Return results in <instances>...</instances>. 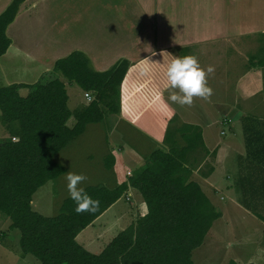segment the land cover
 Here are the masks:
<instances>
[{
    "label": "crops",
    "instance_id": "obj_1",
    "mask_svg": "<svg viewBox=\"0 0 264 264\" xmlns=\"http://www.w3.org/2000/svg\"><path fill=\"white\" fill-rule=\"evenodd\" d=\"M36 1L23 0L5 28L10 43L0 55L4 85L42 80L54 60L72 50L84 53L96 71L126 59L118 110L108 113L121 153L113 163L123 168L121 175L143 166L149 154L140 156V143L150 145L151 152L181 147L186 137L193 138L185 157L190 179L219 212L214 221L229 212L234 224L220 264H264V66H253L251 54L247 64L244 53L254 34H264V0H252L257 5L250 10L247 0H119L108 6L113 12L105 10L100 24L90 18V26L71 25L76 16L66 10L51 16L37 12ZM9 2L0 0V12ZM63 83L65 92L76 89ZM80 91L85 100L91 96ZM78 104L74 109L85 103ZM134 137L138 144L127 141ZM124 180L120 176L117 182ZM131 191L124 192L126 199ZM214 221L198 246L203 264L216 259L204 257L207 247L214 250ZM238 229L251 238L237 236ZM16 248L8 250L14 261Z\"/></svg>",
    "mask_w": 264,
    "mask_h": 264
},
{
    "label": "trees",
    "instance_id": "obj_2",
    "mask_svg": "<svg viewBox=\"0 0 264 264\" xmlns=\"http://www.w3.org/2000/svg\"><path fill=\"white\" fill-rule=\"evenodd\" d=\"M22 1L10 0L0 12V55L10 43L5 28ZM262 48L253 66H264ZM128 65L120 58L106 70L96 71L79 50L54 60L51 74L58 73L91 94L90 101L73 111L66 105L64 83L53 74L32 84L0 85V121L10 132L0 139V216L18 231L20 252L33 256L38 264H194L192 250L219 216L190 179L192 170L185 157L193 145L191 137L181 147L152 150L143 166L134 168L113 188L87 186L63 199L53 216L32 210L34 191L63 172L53 155L80 134L85 124L117 112L119 84ZM21 88L28 89L24 95L19 93ZM72 114L74 123L68 127L66 120ZM128 187L143 200L144 214L113 236L99 253L85 250L75 241L77 233Z\"/></svg>",
    "mask_w": 264,
    "mask_h": 264
},
{
    "label": "rangeland",
    "instance_id": "obj_3",
    "mask_svg": "<svg viewBox=\"0 0 264 264\" xmlns=\"http://www.w3.org/2000/svg\"><path fill=\"white\" fill-rule=\"evenodd\" d=\"M247 1L248 10L252 9V6L257 5V3L252 0ZM117 2H119V0H37L35 10L37 12H44L48 16L54 14L63 15V12L66 10V13L74 14L76 16L72 20L71 25L75 26L80 23L81 25L87 24L90 26L88 21L90 18L93 19L92 23L100 24V21H103L104 19L103 16L105 15V10L110 11L111 13L113 12L108 6L116 4ZM127 3L131 2L127 0ZM232 4L234 3L232 2ZM57 12H59V14ZM113 14L117 15L119 12H114ZM256 17V22L260 24V22L263 21V19H261L262 14L259 13V16L257 15ZM83 20H85L86 23ZM79 35L81 38L83 37V34ZM263 38L264 34L258 33L254 34L252 39H249L253 44L247 48V50H244V53H246L247 64V58L250 54L252 55L251 57H255L256 61L261 57V52H263V48H261L263 45ZM259 48H261V51H259ZM0 62H2V60H0ZM1 64L3 65V62ZM46 74L47 73H44L42 80L40 78L39 81H43L44 77L49 79L51 73H48L47 76ZM52 74L54 77L58 76L62 82H66V80L59 76L58 73L52 72ZM8 76V78L11 77V75ZM0 84H5V80L1 75ZM69 87L76 88L74 91L66 90L67 94L70 93V96L66 100V105L71 111H73L74 107L79 105L78 103L86 104L88 100L83 98L77 85L70 83V86H66V88ZM27 90L28 89L23 88L19 93L24 95ZM107 116L108 114L104 115L99 122L85 124L80 134L71 138L64 147L53 155L52 160L63 167V172L57 177L46 181L34 191L30 202L32 210L43 216H53L58 212L63 199L77 195L85 187L104 185L106 188H113V186L118 184L117 180L120 176H123L124 178L129 176L127 174L121 175L124 172V170H122L123 168L118 170L117 166L113 163V159L120 152L116 145V140H114L113 135L111 134L112 123L110 115ZM228 117H230V113L228 114ZM107 120L109 121L107 122ZM73 123L74 117L72 114L66 120V126L70 127ZM9 133L10 132L0 121V139H5L8 137ZM130 139L138 144L136 137L129 138L127 141L130 142ZM138 151L143 158L147 154H150V145L147 146V144L144 145L140 143L138 145ZM145 160L147 161V159ZM123 194L114 201V204L112 203L90 224L77 233L75 241L85 250L95 254L99 253L113 236L137 217L144 214L145 204L136 191H131L130 195L126 194L128 195V199H126L125 194L124 196ZM230 217L231 214L226 212L225 217L222 220H213L215 237L210 244L214 245V250H210L207 247L206 252L208 254L204 255L205 258L212 256L216 258L213 262L209 261L211 264H220L225 259L222 256V253L227 251L224 249V245L227 239L232 236L230 234L234 227V224H231L232 221H230ZM226 221H228V224L222 229L221 226ZM7 222L9 223V219L5 218V223ZM5 223L0 226V264H38L33 256L22 254L18 251L19 249L16 251L17 253H15L18 257L15 261L13 260L8 250L12 247H17L19 233L16 229L5 227ZM235 234L239 237H244L245 239L251 238L247 236L245 231L243 233L242 229H238ZM13 235L15 236L16 243L12 241ZM248 243L250 244L249 241ZM242 248L245 254L247 252V247ZM229 250L231 251V249H228V251ZM200 256H203L200 247L192 250L191 259L194 264H203L201 263L202 261L199 262Z\"/></svg>",
    "mask_w": 264,
    "mask_h": 264
},
{
    "label": "built area",
    "instance_id": "obj_4",
    "mask_svg": "<svg viewBox=\"0 0 264 264\" xmlns=\"http://www.w3.org/2000/svg\"><path fill=\"white\" fill-rule=\"evenodd\" d=\"M86 100H88V101H90L91 100V96H86ZM13 140V139H12ZM127 174H128V172H127Z\"/></svg>",
    "mask_w": 264,
    "mask_h": 264
}]
</instances>
